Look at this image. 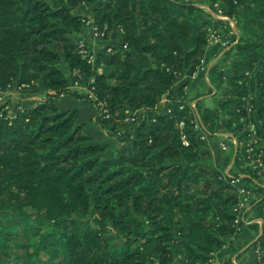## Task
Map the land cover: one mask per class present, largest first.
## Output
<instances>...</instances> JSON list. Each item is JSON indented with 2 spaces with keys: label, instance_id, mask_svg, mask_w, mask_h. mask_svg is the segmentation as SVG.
<instances>
[{
  "label": "trees",
  "instance_id": "1",
  "mask_svg": "<svg viewBox=\"0 0 264 264\" xmlns=\"http://www.w3.org/2000/svg\"><path fill=\"white\" fill-rule=\"evenodd\" d=\"M85 6L92 18L77 13ZM224 10L239 28L230 37L237 42L209 72L213 83H227L224 100L213 108L196 102L193 109L185 86L176 83L201 63L209 28L224 24L193 0H0V92L14 84L46 92L13 115L9 103H0V261L172 264L180 256L184 264H205L227 245L239 259L233 243L245 228L260 235L253 247L264 251L261 170L240 168L254 135L246 127L251 121L264 162V0H227ZM88 20L106 35L116 31L119 47L87 46L89 54L81 53ZM233 56L227 73L224 63ZM75 81L88 91L72 88ZM62 95L119 112L96 118L114 133L126 111L151 113L119 135L126 148L115 151L84 133L77 110L58 108ZM220 126L238 142L229 173L244 174L242 185L253 194L242 210L232 178L209 166L207 138ZM251 213L263 223H245Z\"/></svg>",
  "mask_w": 264,
  "mask_h": 264
},
{
  "label": "rangeland",
  "instance_id": "2",
  "mask_svg": "<svg viewBox=\"0 0 264 264\" xmlns=\"http://www.w3.org/2000/svg\"><path fill=\"white\" fill-rule=\"evenodd\" d=\"M208 2L209 1L207 0L206 4ZM77 13L84 16V17L92 18V12H91L90 7H86V6L80 7V8H78ZM79 40L84 41V43H86V45L88 47H90L92 51H97L99 48H101L107 44H110L114 47H119L120 37L116 31H110L103 38H95L92 35L90 28L87 25H85L84 28L82 29L80 35H79ZM232 46L225 49L221 45V48H222L221 50L223 51L222 55L224 54L225 51L229 50ZM235 59H236V57L233 56V57L229 58L227 62L224 63V69H225L224 71L227 72L228 69H231V67H229V66H232V62ZM188 74H191V73H188ZM218 83L219 82H216V84H218ZM219 87L222 89V91H223V89H224V91H226L227 83H225V82L221 83V84H219ZM75 89H77V88H75ZM38 90H39L38 86L27 85L26 87H19L16 84H14L9 90L4 91V92H0V103H6V104L9 103V105L6 107V109H8V112L10 115H13V113L15 112L16 106L30 104V103H37L38 101H41L42 99H44L45 94L42 92L38 93ZM78 90L84 91L83 89H78ZM209 92H210V90H209ZM253 95L254 94L250 92L249 95H247V97L249 99H251L253 97ZM203 103L206 106L213 108L216 106L217 97H215V98L207 97L204 99ZM246 127L248 129L252 130L253 132H255L256 128L254 127L252 121L250 122L249 125H246ZM104 129H106V128H104ZM220 129L222 132H227L223 128V126H220ZM106 130H107L108 135H111L112 137H114L118 142L124 143V148H122L120 145V147L116 151L124 150L126 148V142L124 140L118 139L119 136L116 133H114L113 131H110L108 129H106ZM125 132H129V131H124L123 133H125ZM241 132L243 134V131H241ZM228 133L231 135L232 138L235 139V137L233 136V134L231 132H228ZM255 133H253L254 135L251 136V138L248 140V142H252L254 139L258 140V138L255 136ZM212 139L214 141L215 140L220 141L223 139V137L216 136V137H213ZM224 139H225L224 140L225 143H227L228 146L230 147V149L228 148L229 150L227 153L228 159H229L227 165H229V163H231V161H235L236 156H235V151H233L234 147L232 144H230L229 139L227 137H225ZM254 147H255V149H257V151L260 150L262 153L263 145L260 142L255 143ZM243 156H244V158H242L243 160H242L240 168L241 169H250V168L253 169V168H255V166H256L255 156L250 155L248 153L244 154ZM209 166L213 170H220L221 169V170H223L224 173L228 172V170H226L223 167H215L214 164H212V162ZM263 168L260 169L261 172H259V175H260V178H262L264 181V169ZM254 219H255V215L253 213H251L247 217L248 221H252ZM262 223H263V220L260 222V224H262ZM10 224H12V223H10ZM19 230L20 229H18V231ZM49 230H50V227H45L43 229V233L47 234L49 232ZM243 231H247V232L244 234H241V236H239V240L237 239L238 240L237 243H236V239L234 240V243H233L234 247H236L237 249H241L240 254L242 253V256L239 259L237 256L239 252L234 251L232 249V247L227 245V246H225L223 251L217 252L215 255V258L211 262H208V264H221V260H222L221 258L226 257V256L232 257L233 262H235L236 264H242V262L245 264H249L250 263L249 261H250L252 256L256 259L257 264L261 263V261L264 259V251L260 247H253L254 242L259 238L260 235L258 234V236H256V232L253 230H250L249 228H245V229L241 230L240 233H242ZM109 236L112 238L113 244L115 246L120 247L123 245L122 239H120L113 231L109 232ZM31 243L33 244L32 249H37L39 247V238L34 237L31 240ZM40 256L42 257V259L48 258V254H46L44 252H41ZM28 260L29 259H27V258H25L23 260L22 259L18 260L16 256H12V257L4 256V258L0 261V264H28V263L34 264L33 262L31 263ZM172 264H184V263H183V260L180 256H176V258Z\"/></svg>",
  "mask_w": 264,
  "mask_h": 264
},
{
  "label": "crops",
  "instance_id": "3",
  "mask_svg": "<svg viewBox=\"0 0 264 264\" xmlns=\"http://www.w3.org/2000/svg\"><path fill=\"white\" fill-rule=\"evenodd\" d=\"M197 5H205L206 0H193ZM225 2L227 0H224ZM221 44L218 42H212L209 43L205 55L202 59V63L197 68L196 73L194 75L192 74H185L181 77V79L176 83V89H179L181 86H185V91L187 94V100L189 102L195 101L199 102L200 104L206 106L203 102L204 99L207 97L215 98L217 97V104H220L224 100V89L219 87V84L221 83H213L210 82L209 72L211 67L222 58V50H221ZM227 70V73H231L233 68ZM38 93H44L46 95L45 90L42 87H38ZM210 90V92H209ZM165 103V99L162 101ZM58 108L63 111L67 110H77L78 111V120L79 122L85 123L84 126V133L87 134L89 137L93 139L94 142L100 143V144H109L114 148L116 151L120 145L122 148H124L123 142H118L114 137L107 134V130L104 129L101 124L97 121V109L92 105V103L88 100H82L78 99L76 97L70 96V95H62L58 98L56 102ZM208 107V106H207ZM134 112V111H133ZM138 119L141 120L144 115L150 114V111H135L134 112ZM125 117V116H124ZM121 117L118 124V129L121 132L124 131H132L134 124L129 122L126 118ZM216 136L223 137L220 141H214L212 138ZM225 137H227L230 141V144L233 145L235 156L237 153V145L234 142V138L231 137V135L228 132H222L221 130L212 137H209L207 139L208 144L210 146V149L213 153V161L212 164H214L215 167H223L226 170H230L231 167L234 164V161H231V163L228 164V150H224L222 148V144L225 143ZM227 144V143H226ZM228 145V144H227ZM122 150V149H121ZM247 231H243L241 234L246 233ZM239 236L236 238V243L239 240ZM238 239V240H237ZM249 264H257L256 259L252 256Z\"/></svg>",
  "mask_w": 264,
  "mask_h": 264
},
{
  "label": "built area",
  "instance_id": "4",
  "mask_svg": "<svg viewBox=\"0 0 264 264\" xmlns=\"http://www.w3.org/2000/svg\"><path fill=\"white\" fill-rule=\"evenodd\" d=\"M208 1H210V4L208 2L207 4L201 5L200 7L203 8L205 10V12L210 17H212L213 19H217V20L222 21L224 23L222 28L224 29V31L227 30V33H225L224 31H222L223 29L219 30V29H214V28L210 27L209 28V33H208V43L219 42L222 45V47L226 49V48L232 46L234 43L237 42V40H231V38H230L233 35H236V36L239 35V28L237 26V22H236V20L234 18L230 17L229 15H227L225 13L224 4H226V3L224 2V0H208ZM233 1L235 3L237 2V0H233ZM86 25L90 28V31H91L92 35L95 38H103V37L106 36L105 30L100 29L96 25H92L90 20L86 21ZM79 47H80V52L81 53L89 54L87 45H86V43H84V41H80L79 42ZM201 63H202V61H201ZM200 64L198 65V67L200 66ZM195 73H196V71H194L191 74L194 75ZM71 87L72 88H77V89H83V90L88 91L87 88L82 86L77 81H75L71 85ZM91 97L92 98L94 97L93 93H91ZM247 99L249 100L248 97H247ZM165 101H167V100L165 99ZM189 103H190V105H191V107L193 109H196V102L195 101H192V102H189ZM248 103H249V101H248ZM252 107L253 106L249 105L248 106V111H251ZM96 109H97V112H98L97 116H101L102 119L119 117V115H120L119 112H116L115 114L110 113L109 110L106 108L105 103H103V102H98V108L96 107ZM134 112H130L128 110V111H126V116L124 117L129 122H131L133 124L139 122V119H138L137 115ZM119 119H121V117ZM183 126H184V123L182 122L180 124V127L182 128ZM196 127L199 128L198 125H196ZM121 133L122 132L119 131L116 134L119 136ZM234 142H235L236 145H238V142H237L236 139H234ZM257 142H258L257 139H254L252 142H248L246 144V147H247L246 148V152L248 154H250V155L255 156V161H256L255 162V164H256L255 169L256 168L261 169V168L264 167V162H263V159H262L261 151L260 150L257 151V149H255V147H254V144L257 143ZM222 148L224 150H226V149H228V145L226 143H223L222 144ZM225 174H226V176L232 178L231 179V183L233 185L237 186V190H238V192L240 194V197H241L236 209L242 210V209L247 208L248 205H249L250 199H251L253 194H252V192L250 190H248L245 186L242 185L243 178L245 177V175L241 174V175H239L237 177H234V176L230 175L229 170ZM243 220L247 224L250 223V222H253V221H256L258 223H260L262 221V219H254L252 221H248L247 218H244V217H243ZM206 264H208V263H206Z\"/></svg>",
  "mask_w": 264,
  "mask_h": 264
}]
</instances>
